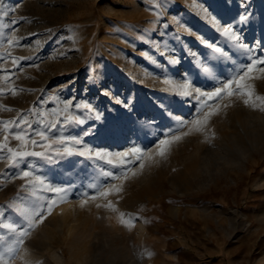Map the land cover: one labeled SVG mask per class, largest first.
<instances>
[{
    "label": "rangeland",
    "instance_id": "1",
    "mask_svg": "<svg viewBox=\"0 0 264 264\" xmlns=\"http://www.w3.org/2000/svg\"><path fill=\"white\" fill-rule=\"evenodd\" d=\"M218 8L230 40L255 46L227 14L264 24V0H0V245L12 250L3 264H264V118L253 116H264V63L254 59L264 60V40L253 56H233L219 32L224 44L209 54ZM169 61L174 84L199 90L185 112L170 91V111L142 109L164 71L147 75ZM133 117L158 125L135 136ZM237 118L255 124L241 129ZM22 128L45 137L15 139ZM61 137L80 143H53ZM9 148L43 155L14 166ZM67 198L75 214L61 222Z\"/></svg>",
    "mask_w": 264,
    "mask_h": 264
},
{
    "label": "bare ground",
    "instance_id": "2",
    "mask_svg": "<svg viewBox=\"0 0 264 264\" xmlns=\"http://www.w3.org/2000/svg\"><path fill=\"white\" fill-rule=\"evenodd\" d=\"M228 9H230V6H228ZM218 11H219V14L216 15V16H214L212 18V20L209 21L210 23L208 22L209 26H211V27L214 26V28H212L213 30L209 31L208 32V36L206 37V39H210L208 41V43H207L208 44V49L207 50H208V53L209 54H212V53L215 52V49L213 48L215 46V43H216L215 41H218V45L221 46V48H222V45L224 44L223 40H218V39H219V32L224 33V30H223V27H222V23L223 22H222V18L221 17H222V13H225V12L221 8H218ZM262 13L264 14V9H263ZM227 15L229 16V20H230L231 24H233L235 22L236 25L238 26V28L240 26H242V25H245V27L250 30L249 31L250 36H252V35H255L256 36V45L255 46H252L251 45V46H248V47L247 46H242L241 47V46L235 45V43L230 40V38L232 36L231 31H230L227 34L228 36L226 38V42L230 43L234 47L233 48L234 49V52H233L232 55L233 56H237V55H243V54H250L251 56H253L252 53L254 52L255 48H258L259 47V44L261 42H263V40H264V24L261 23L260 19L259 20H256V19L251 18V17L248 18L245 22L241 23L240 22L241 14L235 15L232 12H230ZM205 31H208V30L206 29ZM205 36L206 35H204V32H203L202 33V37H205ZM173 45L177 49V51L178 50L180 51L181 49H184L186 52H189L188 51V46L184 42H182L180 39H177L176 42ZM249 49H251V51H249ZM201 57L199 55L197 58L200 60ZM231 64H232L231 65L232 68L236 70L239 67L238 66L239 65V60H237V58H234V60H232ZM176 69H177L176 64L170 63V61H169V62H167V68H164L162 70H159V68L157 66V68H155L154 71H152L149 75H147L148 76L147 77V82H152L153 81V78H155L157 76L156 75L157 71H164L161 74L163 78L162 79H159L158 82L156 80V82L158 83V85L157 84L154 85V87H157L158 88V89L156 88V90H154L155 94L153 95L152 92H150V93L148 92L147 94L140 95L141 99L138 98L139 104H140V106H141L142 109H143L142 105L148 111H153L154 109H156L159 106L162 111H170V109H172L171 107H173V106H172V103L170 102V100L168 99V96L166 94L167 92H164V91H170V92H174V93H178V94L181 91L182 92H185L186 94H183L181 96L180 95L178 96V94H175L176 95V105H179L180 107H182L184 105V99L187 97L188 92L190 93V90H193V89L199 90L200 87H194L191 84H189V85L187 84L188 86H182V85H180L178 83L174 84L173 83L174 82V79H175L174 78V73H175ZM103 70H104V68L101 69L102 72H103ZM216 71H220V70L218 69V70H215V72ZM188 73L190 74V70L188 71ZM216 74H217V72H216ZM204 78H205V81L208 84L215 81V77L213 76V74L210 75V74L205 73ZM177 88H179V89H177ZM181 109H182L183 112H185V110H186V108L184 109V107H182ZM156 112H157V114L159 113L158 111H156ZM253 116H254L255 119L262 118V117L264 118V116L262 115V113L261 114L260 113H254ZM132 119H133V122H131L132 124L130 126V129L132 130V133L135 134V136L136 135L138 136L140 134H144V135L147 136L148 133H150V132L152 133L153 132V129L156 128V124L158 125V123H155L153 125L150 122H147L146 120H144V121H137L135 119V117H133ZM176 119L177 120H180L181 119L180 115ZM236 123L239 125V127H241V129L244 128V127H242L243 124L245 125V124H250L251 123L252 126H254V124H255L254 121H252L250 119L248 120V119H245V118L242 119L241 121H240V119L237 118L236 119ZM121 140H122V137L121 136H118V142L119 143H120ZM149 157H150V155H149ZM64 167H65V165H63L61 168H64ZM59 207H61L60 209H62V211H61L62 213L60 214V216H61L60 219L61 220L59 219L61 222H64V220L65 221L68 220V218L71 217L70 215H72V213L75 212V211L73 212V210H72L73 208H71V203H70V200L68 198L66 200L62 201L59 204ZM57 215H58V213H57ZM73 219L75 220L74 217H73ZM60 221H59V225H58L59 227H60ZM65 224H66V222H65ZM73 224H74V221H73ZM74 225L70 224L69 226H67V224H66V227H68L67 228V233L68 234H70L71 232H74V234H77V232L75 233V231H73V228H76V226L74 227ZM142 225L143 224H141V223H139L137 225L138 226V229L140 231V233H138V234H140L141 237L144 234V229H145V228H143ZM78 234H79V231H78ZM77 235H73V233H72V236H77ZM45 236H46V234H45ZM70 237H69V239H70ZM71 239H74V238H71ZM19 253H25V254H29L30 253L29 255H32L31 254L32 253V250H30V249H28L26 247H22V248H20V252ZM53 254L56 256V258L59 257V255H60V253L58 254V251L57 250H56V252L54 251V253H52V255Z\"/></svg>",
    "mask_w": 264,
    "mask_h": 264
},
{
    "label": "snow or ice",
    "instance_id": "3",
    "mask_svg": "<svg viewBox=\"0 0 264 264\" xmlns=\"http://www.w3.org/2000/svg\"><path fill=\"white\" fill-rule=\"evenodd\" d=\"M5 14H6L5 10L0 9V16H3V15H5ZM246 20H247V16H246V15L241 16V18H240V22H241V23L245 22ZM12 23L15 24L16 21H13ZM229 32H230V28H225V29H224V33H225V34H228ZM232 37H233V38H236L235 33H232ZM210 46H211V45H210ZM215 51L219 52L220 49H219V48H216ZM249 51H251V49H249ZM254 59H256L259 63H264V60H261L260 57H258V56H257V57H254ZM247 71H248V72H251V71H252V68H248ZM229 86H230V84L225 83L223 88H219V87H218V88L215 90L214 93L209 94L210 98L219 95L224 89L228 88ZM249 95H251V93H249ZM244 103H245V104H248L249 101H248V100H245ZM54 129H55V125H50V126L47 128V131L50 133V132L53 131ZM20 131H21V132H24V135H20V134L15 135V139L20 140V141L25 140V136H28V137L30 138V137L33 136V135H38V136H40L42 139L45 137V131H43V130H35V129H32V130H30V131H25V129L22 128V129H20ZM167 134H168V133H166V135H167ZM31 142H32L33 144H36V143H37L35 140H32ZM53 143L60 144V145H66V144H68V143L79 144L80 141H79V140H70V141H69V140H66V139H64L63 137H61V138H59V139L53 141ZM161 143H162V144H166V143H168V142L165 140V141H161ZM133 151H139V150H138V149H133ZM8 152L10 153L11 157H12L13 160H14V166H19V165L23 162L24 157H26V156H42V155H43V154L40 153V152H19V151L13 152V150H12L11 148L8 149ZM71 154H72V153H71V150L68 149V148H65L63 155H71ZM160 154H161V155L164 154V153H163V150H161ZM44 158H45V159H48V160H51V159H52V157H49V156H44ZM29 174H30L29 171H24V172H23V176H24V177H28ZM5 256H8L9 258H11V257H12V250L9 249L8 252H5V251H3V245H0V264H3V261H4V257H5Z\"/></svg>",
    "mask_w": 264,
    "mask_h": 264
}]
</instances>
